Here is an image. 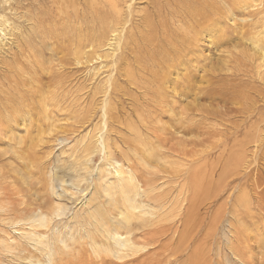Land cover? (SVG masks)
I'll use <instances>...</instances> for the list:
<instances>
[{
	"label": "rangeland",
	"instance_id": "obj_1",
	"mask_svg": "<svg viewBox=\"0 0 264 264\" xmlns=\"http://www.w3.org/2000/svg\"><path fill=\"white\" fill-rule=\"evenodd\" d=\"M51 1L0 0V129L4 127L0 132V202L8 206L13 204L15 208H21L20 205L40 207L44 202L49 205V200L51 207H55L53 203L75 206V198L69 197L72 201L52 200L48 185L55 178L65 184L75 179L81 180V186L85 188L86 184L82 180L89 179L90 173H93L91 168H98L94 174L99 182L91 177L93 188L90 187L89 192L91 191L92 204H97L100 212H93L88 204L86 207L75 206L74 211L77 210V220H80L86 217L80 215L82 211L89 210L94 213V219L101 226H96L93 220L87 218L84 222L87 224L86 229L78 232L79 236H83L78 238L81 241H76L80 242L77 244L80 246L71 244L73 241H69L66 234L61 236L66 237V244L70 248L68 254L87 248L86 252L91 251L88 255L93 257V253L105 252L104 247L111 249L109 241L100 231V228L107 227L105 222L99 220V215H102L118 220L121 227L118 235L130 238L133 244L131 250L136 245L145 247L150 260L147 259L142 264H187L183 260L194 252L191 264H264V100L261 99L264 84L257 80V84H263V92L247 94L255 97L256 101L254 98L250 101L241 98L239 104L243 101L242 105L237 104V101H232V105H229L228 92L220 89L221 84L217 83L220 78L231 75L230 65L226 62L231 58L228 51L237 53L245 49L249 54H254V41L261 39L264 42V36L258 34L264 32V27L255 29L240 26L243 19L250 23L254 21L247 14H233L230 15L233 18L218 23V27L224 26L225 30L227 27L233 33L248 32L249 35L241 37L244 44L241 46L244 49H241L235 47L236 42L225 46L216 43L210 35L202 38L201 35L198 36L199 28L188 27L187 23L181 24L183 27L169 26L180 29L176 31L178 36L186 34L193 40L189 47L193 48L196 56L190 68L193 71L194 90L186 98L174 96L161 99L157 95L160 101L155 102L153 92L146 93L117 80L118 92L109 95L107 89H110V82L106 83L109 68L104 66L99 72L93 68L102 62L106 65L110 59L88 62L86 56L91 52L89 48L82 50L81 65H76L77 39L90 30L85 22L91 23V19L95 22L92 17L94 12L89 10V15L87 10L83 12L86 4L82 0H74L75 7H68L67 10L61 0H55L54 5ZM246 1L250 4L248 9L253 10L255 2ZM59 4H62L61 7ZM139 5L134 4V12L143 6ZM73 9L79 10L78 13H74ZM246 12L247 10L242 13ZM61 13L69 14L71 20L62 18ZM77 14L78 18L75 17ZM126 16V11H123L125 21L128 20ZM133 18L135 20L132 19L129 24L131 26L127 24L125 30L129 29L128 32H135L137 35L143 34L145 26L138 25V17ZM181 71L183 70L177 71L179 75L183 74ZM133 72L136 73L134 68ZM65 73L72 75L68 83H56L55 75ZM138 75L136 73L135 77ZM209 80L214 87L207 88ZM183 83L180 82V85L185 86ZM95 87H98L96 93ZM101 88L103 91L99 90ZM251 89L252 87H247L241 92L248 93ZM244 105L247 109H244ZM103 108L107 109L105 118L101 116L100 109ZM92 123L96 130H92L88 137L86 133L93 127ZM103 123H106L104 141L109 146L108 162H100L98 154L94 153L91 166L87 163V154L96 148L91 136L102 131ZM58 139H63L64 143L60 144ZM106 164L115 168L120 166L124 180L118 181L112 176L106 178ZM133 180L141 191L147 193L139 201L152 207L155 216H151V208H146V213L142 216L143 222L139 219L140 214L135 212V216L129 220V227L135 230L129 236H123V224L116 211L124 208V200L133 192ZM105 187L109 189H105L104 194L102 189ZM89 198L90 195L87 199ZM174 203L178 205L175 206ZM178 206L179 210L176 209ZM188 210L193 214L190 215ZM185 213H189V221ZM55 221L59 223V220ZM155 229L160 231L158 239L155 238L158 235ZM10 230H6L2 237L8 245L14 246L16 241H22L21 236L31 234L34 229L24 226L20 232L18 228ZM147 231L155 235L147 234ZM145 233L147 235H143ZM86 235L89 237L86 238ZM92 238L97 240L93 244ZM181 238H184L183 242L177 247V240ZM147 239L153 241L148 243ZM157 250L160 253L157 254ZM155 253L159 255L158 258L153 256ZM35 256L41 258L39 253H35ZM55 257L59 258H54L52 264H63L59 254ZM87 257L82 261L79 258L78 263L92 264L93 258ZM109 257L105 264H110V261H115L116 264H134L131 259H138V253L127 258V262ZM7 260L3 264H16Z\"/></svg>",
	"mask_w": 264,
	"mask_h": 264
},
{
	"label": "bare ground",
	"instance_id": "obj_2",
	"mask_svg": "<svg viewBox=\"0 0 264 264\" xmlns=\"http://www.w3.org/2000/svg\"><path fill=\"white\" fill-rule=\"evenodd\" d=\"M235 1H237V3ZM235 1L234 0H82L81 2L86 4L83 12H86V10H87V15H89V10L93 11L94 15L92 17L95 18L94 19L95 22L92 21L93 19H91V18H90L91 23L84 21L90 30H88V33L84 32L87 34L80 35L77 39V45H76V49H75V55L77 57L76 58V65H81V62H80L81 58L80 57L83 55L81 53L82 50H86L85 48H89V50H91V52L89 54H87V56H86V60L88 62H91V63L93 61L94 62H98V61L102 62L103 60L110 59V60H108L109 62L106 65H103L102 64L103 62H102V63H99L98 66L93 68V70H95V68H96L97 72L101 71V69L104 66H107L109 68V72L107 74L108 77L106 79V83L110 82L109 83L110 89H107V91H109L108 92L109 95L114 94L115 91L118 92L119 88L117 90L118 86L115 82V80H117V81H121L125 84H129V85L133 86L135 89L144 90V91H146V93L153 92V94L156 96L155 102L160 101V99L157 98V95L161 99H167L168 97L172 98L174 96H176V98H177V96L178 97L184 96L186 98V96L189 95V92H192V90H194V87L192 84V80L194 79V77L192 75L193 71L190 68L193 66L194 58L196 56L194 54L193 48L190 49V47H189V45L193 42V40L190 37H188L185 33H184L185 35L182 34V35L178 36L176 31L177 30L180 31V29L170 28L169 26H173V27L174 26L175 27L176 26H178V27L182 26L183 27L184 25H181V24L187 23L186 26H188V27H191V26H192V28L198 27L199 28V31H198L199 35L198 36L201 35L202 38L205 35H210L211 38L216 41V43H220L221 45L224 44L225 46H227V45H230L229 43H231V42H236V44L237 43H239V44L238 45L235 44V47H237V46L241 47L244 45L242 42L243 39L241 37L249 35L247 31L244 33H242L241 31H239L238 33L236 31H234V33H233L232 29L228 30V28L226 27L227 30H225L224 26L218 27L217 24L222 23L225 19L230 18V15L232 16L234 14V15L240 16V14H243V15L247 14L246 16L252 18L254 21L250 23V22H247L249 20L243 19L242 21H240V26H249V27H253L255 29L264 27V0H252L253 2H255L253 5L254 6L253 10L251 8H250L251 10L248 9L250 4L246 0H235ZM36 2H37V0H36ZM39 2H40V0H39ZM61 2H62V4L65 5V9L68 7H73V8L75 7V4H74L75 1L74 0H61ZM51 3L54 5V4H56V1L52 0ZM136 3L143 5V6L141 7L139 5L141 7L140 10L139 11L137 10L136 12H134V4H136ZM61 5H60V7H61ZM63 8H61V10ZM135 8H137V6ZM57 9H59V8H57ZM73 10H74V13H78V11H79L76 9H73ZM246 10H247L246 13H242ZM123 11H126V13H127L126 18H128V20H126V21H125V18L123 17ZM67 13H65L66 15L65 14L62 15V13H61V17L62 18H69L71 20L70 15ZM170 13H172L173 17L171 16ZM169 14H170V16H169ZM78 16L79 15L77 14L75 17L78 18ZM82 16H83V13H82ZM133 17H138V19H139L138 21L140 22L138 24L139 26H145V29H144L145 31H143L144 32L143 34L140 33L137 35V33L135 34V32H132V33L130 31L128 32V30H129L128 28H127L128 29L127 31L125 30L126 28H124V27L127 24L129 25L132 23L131 20L134 19ZM231 18H233V17H231ZM60 21H61V19H60ZM68 22H69V20H68ZM85 23H83V24H85ZM138 25H136V26H138ZM129 26H131V25H129ZM234 26H236V25L234 24ZM237 26H238V24H237ZM139 28L136 29L138 32H139ZM65 29H63V30L65 31ZM189 31H191V30L189 29ZM70 32H71V30H70ZM227 33H229L230 35L227 36ZM66 34H67V32H66ZM193 34H194V32H193ZM235 34H237V35H235ZM258 34H261L264 36L263 31H262V33H258ZM63 36H65V35H63ZM70 42H72V41H70ZM253 45H255L254 54H249L248 52H246L247 50L245 51V49L243 47H241V49H244V51H239L237 53L228 51V53H227V54L231 55V58L229 60H226V62L230 65L231 75L229 77L220 78L217 83L221 84V85H219L220 89L228 92L227 97H228V104L229 105H232V101H237L238 102L237 104H239V102H240L239 100L241 98L246 99L248 101H250L253 98L255 100V97L251 96L252 97L251 98L247 94H254L255 92H258V93L263 92V86L262 85L264 84V70L262 69V67H264V42L261 39H256L254 41ZM190 46H192V45H190ZM193 46L195 47V45H193ZM195 51H197V50H195ZM199 56H201V55H199ZM202 60H204V59H202ZM69 64H71V62ZM196 66H198V65H196ZM133 68H134V71H136V73L139 74L138 77H135L136 73L133 72ZM181 69L183 70V71H181V72H183V74L179 75L180 73H178L177 71L181 70ZM171 74L173 75V77ZM92 76H94V74ZM70 77H72V75H69L67 73L62 74V75H55V82L56 83L60 82L62 84V82H64V83L67 82L70 79ZM88 78H89V76H88ZM87 79H86V82H87ZM257 80L263 84H257V82H256ZM202 81H204V79ZM180 82L181 83L184 82L186 85L185 86L180 85ZM210 82H211L210 80L207 81V83H210ZM60 83H59V85H60ZM81 83L83 84V81H81ZM93 83H91V84H93ZM24 84L25 83H22V85H24ZM202 84H203V82H202ZM80 86L78 88H80ZM178 86H180V87L178 88ZM62 87H63V85H62ZM170 87H173V89H168ZM209 87H214V86L212 85V83H210L209 86H207V88H209ZM247 87H252V89L250 91H248V93L241 92L242 89L247 88ZM97 88L98 87L94 88V90H95L94 93L97 92L96 91ZM153 88H155V89H153ZM79 90H77V91H79ZM99 90L101 91L102 88ZM169 90L171 92H169ZM246 91H247V89H246ZM89 96H91V95H89ZM261 99L264 100V94H262ZM254 100L251 101L252 104H254ZM75 101H76V99H75ZM259 101L261 102V104H263L262 100H259ZM241 103H244V102L242 101ZM241 103L239 105H242ZM119 104H120V102H119ZM257 104H258V101H257ZM234 105H236V102ZM246 105H248V104H246ZM104 106H105V104H104ZM244 107H243L244 109H247L246 108L247 106L244 105ZM239 108L241 109V107H239ZM254 108H256V107H254ZM105 109L106 108H103L102 109L103 111L100 109V111L102 112L101 116L103 118H105V115L107 113V112H105ZM115 109H117V108H115ZM260 109H262V108H260ZM124 112H125V110H124ZM238 112L240 113V111H238ZM242 112H245V110L241 111V113ZM136 113H138V112H136ZM125 114H128V113L126 112ZM213 114H215V113H213ZM261 114H262V111H261ZM245 115H248V114L246 113ZM220 119H221V117H220ZM223 119H225V117H223ZM88 123H87V125H88ZM94 124H96V123H94ZM105 124L104 123L102 124V126H104L103 128H101L102 131L101 130L97 131L93 136H91V139L92 138L94 139L92 142H94V147L96 146V148H94L95 150L93 152L90 150V153L87 154V156H89V160L87 161V163L89 165H91L92 156L94 153L98 154L100 162H108L107 161V159H108L107 154L109 153V151H108L109 146L104 141L105 140L104 135L106 132V131H104L106 129ZM92 126H93V123H92ZM3 128L4 127H1L2 131H3ZM1 129H0V132H1ZM92 130L93 131L96 130L95 126H93L92 128L89 129V131H87L86 136L89 137ZM10 131L11 130H9L8 132H10ZM209 134H211V133H209ZM220 135H221V133H220ZM210 136H212V134ZM213 136H216V135L213 134ZM13 139H15L14 135H13ZM24 142H26V141H24ZM58 142L60 144H62V143H64V140L58 139ZM16 144H18V142ZM153 154H155V153H153ZM152 156H154V155H152ZM113 163H114V160H113ZM106 166H108L107 169L105 168L106 169V171H105L106 178L108 176H112L113 178H116L118 181L124 180V176H123L124 173L121 170L120 166H118L116 168L112 167L111 164H106ZM111 167H112V169H111ZM97 170H98V168H94V169L91 168V172H93V173H90L89 179L82 180L86 184L85 188H83L81 186V180H75L74 179L72 182L65 184L64 182H60L55 178L54 181L52 182V184L50 186L48 185V188L50 189V190L48 189V192L50 191V194L48 193L50 195V198H52V200L55 199L56 201L57 200L63 201L65 199L72 201L71 198H73V199L75 198V200H74V201H76L75 206L81 205V206L86 207V204H88V205H91V208H92L91 210L93 212H100L99 206H96L97 204H92L93 199H91V197H92L91 191L89 192V188L90 187H91L90 189L93 188V181L91 180V177L92 178L95 177L94 179L97 180L96 179L97 176H96V174H94V172H96ZM112 171H113V173H112ZM131 181H132V179H131ZM133 182H134L132 184L133 192H131V194H129L128 197L124 200V203H123L124 208H121V210L116 211L118 213V215H120L121 222L123 224V228H122L124 230L123 236H126V235L129 236V234L133 230H135L133 227H129L131 225V222L129 220L133 216H135V212L140 214V216H139L140 220H142L143 214L146 213V208H151V210H152L151 216L154 215L152 207H149L143 201H139V199H143L145 197L144 195L147 194L146 191H141V189L138 187L136 182L134 180H133ZM110 186L113 188L112 184H110ZM105 189H109V188L105 187L102 189V192L104 194L106 192ZM4 193L7 194L6 191ZM68 195H70V196H68ZM89 195H90V198L87 199ZM69 197H71V198H69ZM46 200H48V198ZM49 201L51 202V200H49ZM50 202H48L49 205L44 202L43 204L40 205V207L39 206L33 207L30 205H23V206L20 205L21 208L20 207L15 208L13 206V204L8 206L5 203L3 204L2 202H0V264H3L5 259L6 260L9 259L7 261H9L10 263H16V264L17 263L18 264H52L54 262V258H59V257H55V255H57V254H59V256L61 258L60 260H63V264H71L73 261L75 262V261L79 260V258L81 261L84 259L86 260L87 256H89L90 258L92 257V255L91 256L88 255L91 251L89 253L86 252L87 248L86 249L84 248L85 246L83 245V243H81V244L83 245L82 248L85 249V250L83 249L84 251L79 249L78 251L81 250V253H79V254H77L78 251L73 253V254L72 253L68 254L67 251L70 248L66 244V242H67L66 237L68 236L69 241H71V242L73 241V243H71V244L77 245L78 243H80V242H76V241H81V240H78V238L81 239L83 236H79L78 232H81L84 228L86 229L87 224L84 222L87 221V218L88 219L90 218L91 221L93 220L94 224H96V226L98 225V227H100L101 223L100 224L97 223L98 221L96 219H94V217H93L94 213L92 214L91 212H89V210H83L80 215L83 214L86 217L82 218L80 220H77L79 215H77V213H76L77 210H76V212L74 211L75 206H68L67 203L66 204H58V203L54 204L53 203V205H55V207L54 206L51 207ZM174 202H176V201H174ZM73 203H75V202H73ZM45 205H46V207H45ZM174 205H175V203H174ZM176 205H178V204H176ZM17 206H19V205H17ZM157 206H158V203H157ZM159 207H160V205H159ZM115 209H117V208H115ZM176 209L179 210V206ZM180 209H181V207H180ZM189 210H190V207H189ZM189 210H188V212H189ZM191 212L192 211L189 212L190 215L193 214V212L192 213ZM189 213H187V215L185 213L187 218L189 217L188 216ZM122 215H124V216H122ZM96 216H98V215H96ZM55 220H59V223ZM99 220L103 221V223L105 222V224L107 225V227L104 229L100 228V231L103 232V237L107 241H109V245L111 246V249H109V248L105 249V247L103 246L105 252L101 251V252L93 253V251H94L93 250L92 253L95 254V256L93 255L92 258L96 262V264H105L106 262H108L109 256H111L112 258H115L116 260H119V261H123V260L125 261L126 260V262H127V258L134 257L136 253H138V259H136L135 257L133 259H131V260H133V263L134 264L146 263V260L150 256L146 254L147 252L145 250V247L136 245V248L134 250H131L132 249L131 247L133 246V244H132L130 238L129 237L128 238L127 237L122 238V236L118 235V232L121 229V227H120V223L118 222L117 219H109L107 217L99 215ZM151 220H154V219L152 218ZM91 221H89V222H91ZM188 221H189V218H188ZM184 222H185V220H184ZM49 225H51V226L49 227ZM24 226H27V227H29V229L32 228L34 230H32L33 232L31 231L32 233L29 235L21 236L22 241L18 240L19 241L18 243L16 241V244L14 246L8 245L9 243L3 241V237L5 236L3 233L6 230L18 228V230L20 232V230ZM42 229H44V231H47V232L44 233V231ZM37 230H39L41 233ZM155 230H156V235L158 234L157 236H155V238L158 239L157 237L160 235L159 234L160 231L157 229H155ZM68 231H69V234H68ZM151 231H153V230H151ZM147 232H146L147 234L153 233L150 231H147ZM70 233H71V235H70ZM146 233L143 235H147ZM65 234H66V237L62 238L61 236L65 235ZM77 234H78V237L76 236ZM153 234L155 235V233H153ZM75 236L77 238H75ZM87 236L89 237V235H86V238H88ZM17 237H18V235H17ZM155 238L153 240H156ZM183 239L184 238L177 240V243H176L177 247H178L179 243L181 244L183 242L182 241ZM92 240H93L92 244H93V242L97 241L94 238H92ZM153 240L147 239V242L149 243ZM11 241H12V239H11ZM11 241H9V242H11ZM74 241L76 243H74ZM170 241L172 242L173 240H170ZM13 242H11V243L13 244ZM82 242H84V241H82ZM86 242L88 243V241H86ZM155 243H156V241H155ZM153 244H154V242H153ZM77 246H80V245H77ZM74 247H76V246H74ZM97 247H98V245H97ZM99 247H102V246H99ZM106 247H108V246L106 245ZM73 249L74 248H72V250ZM75 251H76V249H75ZM34 252L37 254L39 253L41 255V258L38 259L37 256L34 257V255H35ZM153 253L154 252H152V254ZM158 253H160V251L157 250V254ZM174 253H175V251H174ZM101 254L102 255L106 254V255L102 256ZM148 254H149V251H148ZM157 254L155 253L153 256L155 257V255L157 256ZM194 254H195V252H194ZM194 254L193 255H192V253L189 254L188 256H186V258L183 261L187 264H189V263L191 264ZM158 256H157V258H158ZM140 258H142V259L139 260ZM109 259H110V257H109ZM60 260H58V261H60ZM148 260H150V259H148ZM87 261H89L88 257H87ZM87 261H85V262L87 263ZM94 261H92V262L95 263ZM151 261H153V260H151ZM114 262L111 263V261H110V264H116ZM76 263H78V261ZM80 263L81 262H79L78 264H80ZM147 264H149V263H147Z\"/></svg>",
	"mask_w": 264,
	"mask_h": 264
}]
</instances>
